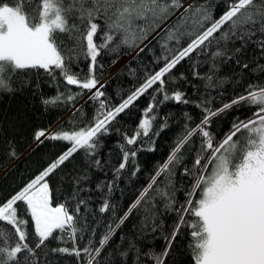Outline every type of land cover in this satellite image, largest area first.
<instances>
[{
    "label": "snow or ice",
    "instance_id": "snow-or-ice-1",
    "mask_svg": "<svg viewBox=\"0 0 264 264\" xmlns=\"http://www.w3.org/2000/svg\"><path fill=\"white\" fill-rule=\"evenodd\" d=\"M181 7L182 0H15L13 3L0 0V92L14 91L11 79L17 72L31 69L39 74V70H43L58 85L62 78L65 85L80 90L74 92L72 88H65L61 92L58 88L57 95L43 99L44 105L73 104L85 90L91 93L88 98L98 105L93 121L82 127L65 130L62 126L51 133L44 129L36 131L34 139L40 143L47 139L64 141L70 146L30 182L0 201V264H35L36 250L50 238H55L56 230H69L73 239L77 232L85 230L78 226L85 201L78 199L75 210L70 202L53 207L47 178L80 150L93 157L99 137L107 134L116 118L149 89L162 94L163 99L158 100L157 95H152V102L144 110V118L135 134L125 135L124 139L127 145H133L141 135L148 137L151 132L158 136L168 125L165 120L154 129L155 108L168 100L190 103L184 93L169 94L165 86L164 78L181 61L191 58L194 52L203 55L213 44L219 46L221 41H241L242 47L235 49L236 53L252 42L264 50V0H229L227 10L218 19L206 5L190 4L171 26L162 27ZM153 33H156L153 39L161 48L157 62L163 60V65L153 73H146L144 82L120 103L110 105L102 90L105 85L96 75L97 58L105 52L118 51L121 45L139 47ZM57 34H60L59 38ZM185 37L190 38L186 44L182 43ZM173 43L175 46L170 47ZM211 55L215 61L217 57L227 56V52L217 47ZM82 57L89 61L86 76L73 68ZM227 58L232 59V56ZM243 67L247 68V64ZM206 79L208 86L213 87V77L210 75ZM157 84L159 87L154 88ZM242 102L256 108L252 116L237 118L223 139L214 138L208 130L212 118ZM197 107L204 112L200 123L194 128L185 126L167 161L150 177L151 182L119 218V223L107 226L98 246L81 249L74 243L72 249L60 247L54 251L74 255L78 260L86 255V264H97V258L116 230L133 210L154 198L150 193H155L165 201L166 209L176 211L179 216L171 234L165 237L167 246L159 254L151 250L141 253L133 240L121 256L128 257L130 251H136V264H142L141 255L154 264H164L181 227L186 225L191 228L190 248L194 264H264V85L249 84L246 94L234 97L215 110L203 104ZM241 133H246L243 139ZM197 135L202 138L200 148L193 149L192 168L185 166L183 171V175L192 177V183L184 204L176 209L172 176L182 162V150L194 143L192 138ZM121 150L124 162L120 163L117 174L125 168L129 157L136 156V150ZM8 155L17 157L11 142ZM93 162L101 163L99 160ZM161 175L167 181L164 189L158 183ZM107 187L111 192L112 186ZM82 190L77 187L72 198L75 199ZM197 193L199 198H196ZM110 207L105 200L99 211L104 213ZM145 212L140 231L143 233L151 228L155 232L159 227L156 215L150 208ZM186 215L194 219L189 222ZM26 216L31 218L35 240L27 231Z\"/></svg>",
    "mask_w": 264,
    "mask_h": 264
},
{
    "label": "trees",
    "instance_id": "trees-1",
    "mask_svg": "<svg viewBox=\"0 0 264 264\" xmlns=\"http://www.w3.org/2000/svg\"><path fill=\"white\" fill-rule=\"evenodd\" d=\"M13 2L15 0H9V3ZM228 3L229 0H182L183 7L162 27L171 26L190 4L206 5L213 17L218 19L227 10ZM157 32H160V29H157ZM57 35L59 38L60 34ZM162 35L161 33V38ZM153 36H156V33L149 36L139 47L121 45L118 51L105 52L97 58L96 75L100 83L107 78L102 83L105 85L102 90L106 93L110 105L120 103L144 82L146 73H153L163 65V60L157 62L161 48ZM189 39L185 37L182 43L186 44ZM174 46V43L170 44V47ZM217 47L224 48L227 56L217 57L213 61L211 53L215 52ZM241 47L239 40L234 43L221 41L219 46L213 44L203 55L192 53L191 58L181 61L164 78L169 94L180 91L190 103L180 104L168 100L155 108L157 120L154 122V129H158L165 120L168 125L158 136H153L151 132L148 137L141 135L133 145H127L124 139L125 135L135 134L140 120L144 118V110L152 102V95H157L158 100L163 99L162 94H156L153 89H149L116 118L107 134L99 137V146L93 157L80 150L47 178L53 207L70 202L72 210H75L78 199L85 201V205L81 206L82 220L78 225L85 227V230L77 232L75 239L71 237L69 230H56L55 238H50L41 249L36 250L35 264H86V255L78 260L74 255L62 254L54 249H72L74 243L81 249L98 246L107 226L119 223V218L151 182L150 177L167 161L177 136L184 131L185 126L194 128L200 123L204 112L201 107H197L198 104L215 110L234 97L246 94L249 84L264 85V50L252 42L244 45L240 53H236L235 49ZM140 48H144V51L141 52ZM123 56L130 58L110 75V68ZM228 56H232V59H228ZM88 64L89 61L82 57L78 66L74 64L73 68L82 76H86ZM244 64H247V68L243 67ZM210 75L213 77V87L208 86L206 79ZM173 76L174 79L170 78ZM11 87L14 91L0 92V201L30 182L70 146L64 141L47 139L40 143L34 139L37 130L44 129L51 133L60 130L62 126L65 130L73 126L82 127L93 121L98 107L88 98L91 93L86 90L73 104L44 105L43 99L57 95L58 88L61 92H64L65 88H72L74 92L80 90L75 86L65 85L62 78L58 85L43 70H39V74L31 69L17 72L12 76ZM153 87L157 88L159 85ZM78 108L79 112L76 111ZM255 110V107L246 102L234 105L213 117L208 130L217 140L223 139L234 120L251 117ZM239 135L243 139L246 133ZM192 140L194 143L186 145L182 150V162L176 166L172 176L176 190V209L184 204L186 192L192 183V177L183 175L184 167L192 168L195 157L193 149L199 150L202 138L197 135ZM9 142L17 153L16 158H10L8 155ZM31 146V150H28ZM122 148L136 150V156L129 157L125 168L117 174L120 163L124 162ZM94 160L101 161L100 165H96ZM166 182L163 175L158 178L161 189H164ZM109 184L112 186L111 192L107 187ZM77 187L83 190L73 199L72 194ZM150 196L154 198L133 210L125 223L116 230L112 240L97 258V264H136V251H130L128 257L120 255L122 251L129 249V242L133 240L141 253L151 250L159 254L164 250L167 246L165 237L171 234L179 216L176 211L166 209L165 201L161 197L155 193H150ZM196 198H199V193ZM105 200L111 207L101 213L99 209ZM146 208H150L156 215L159 227L155 232H152L151 228L143 233L140 231ZM26 219L27 231L35 240L30 216H26ZM185 219L191 222L194 218L186 215ZM4 228L7 229L8 226L5 225ZM190 233L191 228L186 225L181 227L164 264H194ZM140 260L142 264H154L143 255Z\"/></svg>",
    "mask_w": 264,
    "mask_h": 264
},
{
    "label": "rangeland",
    "instance_id": "rangeland-1",
    "mask_svg": "<svg viewBox=\"0 0 264 264\" xmlns=\"http://www.w3.org/2000/svg\"><path fill=\"white\" fill-rule=\"evenodd\" d=\"M130 56H123L121 57L111 68H110V75L113 74L120 66H122ZM107 79V78H106ZM104 79V81L106 80ZM102 81L101 84L104 82ZM31 150V149H30Z\"/></svg>",
    "mask_w": 264,
    "mask_h": 264
},
{
    "label": "bare ground",
    "instance_id": "bare-ground-1",
    "mask_svg": "<svg viewBox=\"0 0 264 264\" xmlns=\"http://www.w3.org/2000/svg\"><path fill=\"white\" fill-rule=\"evenodd\" d=\"M31 148H32V146L28 150H30Z\"/></svg>",
    "mask_w": 264,
    "mask_h": 264
},
{
    "label": "water",
    "instance_id": "water-1",
    "mask_svg": "<svg viewBox=\"0 0 264 264\" xmlns=\"http://www.w3.org/2000/svg\"><path fill=\"white\" fill-rule=\"evenodd\" d=\"M177 12H179V11H177Z\"/></svg>",
    "mask_w": 264,
    "mask_h": 264
}]
</instances>
